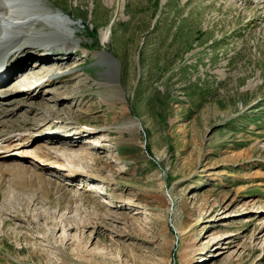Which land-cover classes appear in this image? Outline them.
<instances>
[{
  "label": "rangeland",
  "instance_id": "374dc122",
  "mask_svg": "<svg viewBox=\"0 0 264 264\" xmlns=\"http://www.w3.org/2000/svg\"><path fill=\"white\" fill-rule=\"evenodd\" d=\"M42 3L71 16L74 34L43 29L44 19L30 26L38 35L57 28L73 44L65 53L39 44L18 60L47 59L29 78L55 77L36 89L47 100L8 103L20 96L9 92L13 69L0 79H9L0 127L10 128L0 132L9 133L0 141V264H264V0ZM30 34L18 38L40 43ZM7 46L0 57L12 61ZM59 92L69 100L50 99ZM20 124L28 130L14 133ZM70 132L82 135L74 145ZM82 151L101 156L105 173L94 172L103 161L54 157ZM67 172L79 178L59 177ZM119 196L134 205L118 217L92 213L93 201L110 207ZM8 197H33L31 209L50 216H14L2 210Z\"/></svg>",
  "mask_w": 264,
  "mask_h": 264
},
{
  "label": "bare ground",
  "instance_id": "6f19581e",
  "mask_svg": "<svg viewBox=\"0 0 264 264\" xmlns=\"http://www.w3.org/2000/svg\"><path fill=\"white\" fill-rule=\"evenodd\" d=\"M29 3L30 4L36 3L38 5L33 7ZM31 9H33L34 11H32ZM41 16H44V17H41ZM38 19H44L45 20L46 24L42 25L43 29H45L44 27H47V25L50 26L53 23V24L59 25L60 28H62L61 25L67 27L70 30V33H69L70 36L72 34H74V30L71 27L72 26L71 16H69L67 13L65 14L59 10H54L48 6L46 8V5L44 3H42V0H0V33H2L5 30L6 35L14 36L16 38V40H11V38H10L9 42H7L5 39L8 36H3V34H0V47L8 45V44H13L12 47H9V46L5 47L3 53H7L5 50H8V51H10V53H12V55L14 57V59L12 61L10 58L8 60V63L10 66H12V62H13L14 67H11V68L13 69L12 70L13 73H15V74L12 73L13 77L9 78V79H12V82L14 81V83H13L14 89H11L9 92H11V93L15 92L18 88L20 91L17 90V93H19L20 96L9 98L6 100L8 103H14V105L19 103V102H22V100L24 98L25 99H39V100L40 99H44V100L46 99L47 100L48 98H44L43 95H41V93H38V91H36V89L39 86L41 88L42 85L50 83L55 78L53 76H50V77H47L44 82H42L43 84H39L40 82L35 84L33 82L34 80L32 78H31V80H29V78L31 77L30 74L32 71H35V70L37 71V69H35V67L37 66V63H40L41 61H47V59L41 60L38 57L37 60H34V61L30 60L31 62L33 61L32 64H30L28 66H24V68H23V66L19 67L18 60L24 55L29 56L30 51L35 46H36V48L40 47L39 44L43 45V47H52V46L61 44L63 47H67L68 49H69L68 44H73V42H72L73 38L69 37L67 35L68 33L58 31L57 28H53V27L50 28L49 27L50 30L46 29L45 31H43V29H42V32L40 33L41 35H38L37 30L33 26H30V25H35L36 21L37 22L39 21ZM14 24H15V26H14ZM29 32L32 33V34H30L31 39L36 40V41H40V43L39 42H30V41L22 42L21 40H19L18 37L21 35H22V37L24 36V38H27ZM44 34H46V36H44ZM106 37L107 36L104 35V40ZM47 38H49V39H47ZM24 41H26V40H24ZM31 43H36L37 45L36 44L32 45ZM0 53H1V50H0ZM98 55L105 57L106 60L109 62V64L112 63L113 65H115L114 57L110 53L103 51L100 53L98 52ZM46 57H49V56H46ZM0 60H1V57H0ZM30 61H28V62L26 61V62L29 63ZM25 67H27V68H25ZM112 68H113V66H111V70H112ZM46 69H48L49 71L54 70V69H51L50 67H46ZM6 73H7L6 77L9 74H11L9 70ZM16 73H18V74L16 75ZM36 73H33V74H36ZM38 73H41V72L38 71ZM27 76H29V77H27ZM45 77H40L39 79H36V80L37 81H43L42 79H44ZM2 78H5V77H0V79H2ZM9 79H7V80H9ZM116 81H117V79H116ZM4 82L5 81H3L2 83H4ZM32 82L34 84H30ZM2 83L0 86L4 85ZM112 86L116 89V91H117V89H119V90L121 89L120 83L112 84ZM3 88L4 87H0V92H1L0 93V99L2 96L3 100H5L4 94H6L5 93L6 91L4 92ZM56 94L57 93H54L52 95V97L50 98V99H53V101H55L56 103L62 102L63 99L69 100V98H65V95L63 93H60L59 95H56ZM3 100H0V102H2ZM34 105H35V107L39 106L40 108H43V109H46L49 111L53 110V109H51L53 107H51L47 102H41L40 101L39 103L34 104ZM3 109H4V105H0V112H3ZM0 115H2V114H0ZM25 126H26V124H23V126L20 124V125H18V127H16L13 130L16 131V130L21 129V130L27 131L28 129H26ZM18 136H20V138L22 139L23 138L22 132L19 133ZM81 136H82L81 134L78 135V132H70L69 137L72 138V141H70V140H65V141L67 142L68 145H74V143ZM10 137L13 139L15 137V135H11V136L7 137V139L9 140ZM88 145L90 147L95 148V149L100 148V146H97L96 144H93L92 142H89ZM46 154L47 153H44V155H46ZM89 154L91 156H89ZM47 156H50V155L48 154ZM54 157H56L60 160L62 159V160H64V162L67 159L66 161H68L70 164H73V161H76L77 165H79L80 164L79 161H80V162H82V164H84V165L87 164V166H90L91 168L94 166L97 167L101 161L104 162L102 157L99 156L97 153L84 152V151H82L76 155H73V154L71 155L70 153H68V155L64 154V156H62L60 154H54ZM104 163H105V167H98L96 169V171H94V172L95 173L99 172L101 174H104L105 171L107 170V168L109 167V164H107L106 162H104ZM64 167H66V169H68L69 172H76V171H79L77 169L80 166H74L73 167V166L68 164V165H64ZM83 172H85V171H83ZM86 173H90V175H88V176H90L91 181H95V176H93V173L91 171L89 172V170L88 171L86 170ZM59 177H62V179H67V180H70V179L71 180H77L79 178V176H77L76 178H71V174H69L68 172L67 173H60ZM78 181L85 183L81 180H78ZM108 181H110V180H108ZM57 188H59V187L57 186ZM35 196L36 195H33L34 198H35ZM13 197H15V196H13ZM33 197H30L29 200H26V201H24V199H19L18 197H16L17 199H15V198L13 199L12 197H10V198L8 197L4 200L5 204H4V207L2 208V210L7 211L9 213H13L14 216H20V214L25 215V216H31L36 220L37 219L40 220L42 218H46L47 216H50L44 211L36 212L38 208L37 209H31L30 206L32 204L31 200ZM72 200H75V199H73L71 197L66 199L67 202H71ZM137 200H138V198H137ZM93 202L95 204L96 212L93 211L92 213L101 219L108 218L109 216L110 217H118L117 214L118 213L122 214L124 209L126 207H128L129 204L134 205V202L132 203L131 199L130 200H128V199L124 200L121 196H119V198L114 197L113 200L111 201L110 207H104V205L100 204L99 202H95V201H93ZM10 203H14V204H10ZM127 204H128V206H127ZM59 206H61V204ZM135 206L139 207L140 205L136 204ZM110 209H113L115 211L110 210ZM22 213H24V214H22ZM52 221L55 222V219ZM63 222H64V224L67 225L65 220H63ZM77 224H79V223H77ZM45 238H47V234L45 235ZM49 243H50V246H53L58 250L61 249L62 255H66V252L62 248L59 249L58 245H56L55 243H53L51 241H49ZM73 251H74V249H72V252Z\"/></svg>",
  "mask_w": 264,
  "mask_h": 264
}]
</instances>
